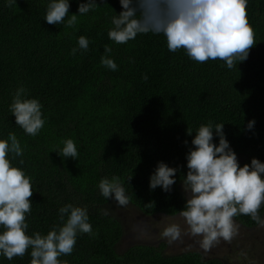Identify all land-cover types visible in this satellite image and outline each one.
I'll use <instances>...</instances> for the list:
<instances>
[{"label": "trees", "instance_id": "16d2710c", "mask_svg": "<svg viewBox=\"0 0 264 264\" xmlns=\"http://www.w3.org/2000/svg\"><path fill=\"white\" fill-rule=\"evenodd\" d=\"M50 2L16 0L8 7L7 0H0V139L16 134L23 155L12 164L32 178L28 234L46 235L61 224L58 210L71 203L87 206L93 235L78 233L72 253L60 257L68 264H222L197 251L165 254L162 245L119 251L123 223L114 213V200L105 199L98 184L118 176L129 204L143 215H179L186 200L181 183L186 154L196 130L209 121L224 123L241 166L252 158L264 163V0L247 2L256 44L247 60L232 69L220 60L197 63L182 49L170 52L163 34H138L126 44L114 43L108 31L121 11L119 0H96L98 7L84 15H78V5L85 0H69V15H78L74 28L65 26L67 18L57 25L45 21ZM80 36L89 40L88 50L71 55ZM105 45L112 48L115 71L101 64ZM20 87L26 98L42 105L45 124L36 136L16 125L10 112ZM249 121L255 122L252 129ZM66 139L75 142L77 159L57 154ZM213 142L218 144L215 135ZM158 162L178 168L170 192L149 188ZM235 222L247 229L257 226L245 215ZM30 260V250L11 261L0 255V264Z\"/></svg>", "mask_w": 264, "mask_h": 264}, {"label": "clouds", "instance_id": "9594fccd", "mask_svg": "<svg viewBox=\"0 0 264 264\" xmlns=\"http://www.w3.org/2000/svg\"><path fill=\"white\" fill-rule=\"evenodd\" d=\"M248 0H119L121 11L112 17L113 27L108 37L116 44H126L138 34H163L170 52L184 50L197 62L223 61L228 69L236 68L247 60L255 44V31L248 21ZM16 0H7V6ZM96 0H85L78 5V15L97 8ZM69 0H51L47 6L45 21L49 25L65 23L74 28L78 15H69ZM89 40L78 38V48L87 51ZM112 48L104 46L101 64L113 71L117 65L110 54ZM147 80V76L143 77ZM42 105L35 98H26V89L16 90L10 105L15 124L30 136H36L44 127ZM254 121L247 128L252 129ZM224 123L202 124L191 141L186 154V175L181 178L186 200L179 217L187 225V234L199 237L200 247L208 252L221 241L231 243L239 235L235 217L249 216L257 225L264 227L260 210L264 206V163L252 158L250 164L241 166L223 132ZM187 128V135H192ZM214 135L218 144L214 143ZM187 144V141H185ZM57 152L64 158L77 159L78 151L72 139L63 141ZM55 151V150H54ZM23 155V148L14 132L0 139V255L8 260L23 257L30 250V264H68L61 256L70 255L78 233L93 235L88 222L87 206L69 203L59 211L61 224L54 225L46 235L40 232L28 234L26 217L31 213L33 195L32 178L21 167L13 166L12 160ZM22 165L24 161L21 159ZM178 168L158 162L149 178V188L158 186L170 192L176 183ZM132 176L127 178L130 181ZM121 178H101L98 184L101 195L126 207L130 197L126 194ZM153 207V203L147 204ZM108 215V209H103ZM167 218V217H166ZM185 235L178 223H170L159 233L170 244L181 241Z\"/></svg>", "mask_w": 264, "mask_h": 264}, {"label": "rangeland", "instance_id": "374dc122", "mask_svg": "<svg viewBox=\"0 0 264 264\" xmlns=\"http://www.w3.org/2000/svg\"><path fill=\"white\" fill-rule=\"evenodd\" d=\"M184 195L187 198L186 193ZM113 206L114 213L122 220L124 227L123 237L118 245L119 251L140 244L154 247L162 245L165 254L197 251L205 258L219 259L222 264H264V227L259 225L247 229L236 222L239 225V235L231 243L221 241L210 251L205 252L198 242L200 238L187 234V225L179 215L146 216L130 204L120 207L114 201ZM170 223H178L184 230L185 235L182 237V242L177 241L170 244L166 239L160 238L159 233Z\"/></svg>", "mask_w": 264, "mask_h": 264}]
</instances>
